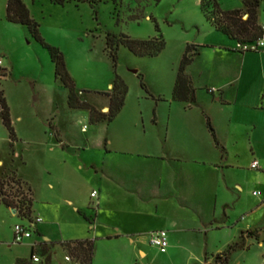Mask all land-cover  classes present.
Here are the masks:
<instances>
[{"label":"rangeland","instance_id":"1","mask_svg":"<svg viewBox=\"0 0 264 264\" xmlns=\"http://www.w3.org/2000/svg\"><path fill=\"white\" fill-rule=\"evenodd\" d=\"M23 1L31 16L39 22L46 41L64 53L68 70L83 100L101 108L103 106L109 108L108 96L103 93L112 92L117 77L126 84L128 93L125 105L113 123V132L116 131L115 128L119 131L120 128H129L135 132V136H139L138 139L160 138L159 142L169 147L176 155L184 153V149H192L184 145V102L172 98L178 68L188 44L208 43L211 40L227 42V38H223L225 36L222 33L216 34L207 22L201 10V0H96L93 3L71 1L64 5L56 4L52 0ZM7 2L8 0H0V52L8 50L15 62L14 78L24 77L21 98L19 100L18 97L14 103V110L18 111L21 108L34 114L35 109L40 107L39 111L42 110L45 114L53 106L54 123L67 142L69 146L67 153L70 155L66 157L68 154L56 148L52 150V141L43 128L45 120L40 116H32L31 121L18 123L20 132L25 137L16 144L17 152L14 159L20 164L23 160L21 172L28 176L35 190L33 207L44 212L42 216L45 222L52 224L54 230L58 229L56 223L60 222L63 234L68 235V232L72 233L70 227H82L83 220L65 202L64 195L69 190L76 193L71 186L74 181L83 188L85 186L87 191L104 184L100 165H97L98 172L94 169L79 171L78 165L80 161L101 163L104 138L109 133V126L107 122L92 123L87 109L69 106L68 89L55 78L48 50L35 40L27 26L7 20ZM218 2L224 10L234 8L235 4L242 5L240 0ZM259 22L264 24V5L260 8ZM109 33L117 38L128 35L135 39H149L161 34L166 47L158 56L141 57L120 44L117 62H114L107 47ZM246 58L252 69L248 72L249 66L246 64L239 90L252 102L264 82V55L263 52L254 51L247 53ZM208 59L212 63L211 71L199 77L202 64L207 63ZM243 63L240 53L224 54L213 51L209 56L207 52L199 55L194 66L197 78V84L194 86L207 106L212 101L216 104L208 89L217 88L219 80L224 79V72H220V69L239 72ZM9 71L12 72L11 68ZM33 84H37L38 87L35 91L32 89ZM8 85L2 80L4 90ZM246 98L241 101L245 102ZM52 100L54 105L51 103ZM101 108L98 109L102 111ZM102 112L107 113L108 110ZM190 120L203 121L201 115L194 114H190ZM167 127L170 128L168 138L165 135ZM27 136H31L32 139H28ZM4 148L5 146L0 147L1 156L5 152ZM231 148L233 157L228 162L218 160L215 164L220 165L207 162L203 163L206 166L194 164L193 167L200 171L202 178L211 183L224 181L225 167L226 175L232 182L243 185L244 189L236 188L234 191L236 204L231 207L232 218L236 221L244 217L246 220L241 219L244 220L241 223L259 228L261 237L257 239L253 235L250 241L245 243L244 248H239L230 255L228 264H263L264 206L249 213L251 208L261 201V198L253 193L254 190L261 189L255 187L257 174L250 168L251 146L245 140L241 145ZM234 152L238 155L235 156ZM209 155L210 158H216L213 151ZM182 165L184 166L183 163ZM215 167L219 171L215 170ZM85 195L84 199L87 201ZM221 196L220 202L224 198ZM111 200L115 204V198ZM112 202L101 207L97 220L95 214L98 204L87 205L88 209L85 211L93 222V228L88 232L92 238L113 234L117 225H123L125 220L130 222L131 211H122L119 206L118 209L112 208L118 205L117 202L111 206ZM151 206L152 204L147 215H139L141 222L137 224L138 231L143 236L138 248L147 252V258L143 259L138 248L134 251L133 244L127 238L103 239L98 244L96 264H131L135 256L144 264H222L216 263V257L213 258L212 254L224 251L228 245L237 242L231 232L226 230L213 232L208 243L209 253L205 256L203 251L205 239L202 236L196 232L179 231V234L171 236V239L169 235V242L173 243V248L171 247L168 253H162L161 249L149 242L150 233L158 230L164 221L161 212L155 214ZM16 209L20 216L25 217L20 214L17 207ZM11 213L13 212L7 210L5 206L0 207V238L13 242V239H10L15 216ZM186 213L184 212L185 219L178 221L179 229L193 223V217L186 216L188 214ZM20 216L17 217V221L19 219V223L28 225V219ZM55 250L58 254H53L54 264H68L64 259V250L61 247ZM0 253H2L0 264H8L7 257L10 254L26 255L29 253V247L27 244H14L8 247L7 243H0ZM70 256L74 258L71 253ZM43 260L46 264L45 256Z\"/></svg>","mask_w":264,"mask_h":264},{"label":"crops","instance_id":"2","mask_svg":"<svg viewBox=\"0 0 264 264\" xmlns=\"http://www.w3.org/2000/svg\"><path fill=\"white\" fill-rule=\"evenodd\" d=\"M235 5L234 8L230 9L243 8V4L241 6H238V4ZM208 23L211 25L210 22ZM259 23L264 26L261 22ZM211 27L216 34L222 33L225 36L223 38H227V42H216L215 40H211L208 43L195 44L200 48L199 55L201 56L207 52V56H209L213 51L224 54L240 53L242 54L244 63L242 70L239 72L235 70L228 72L226 69H220V72H224V79L219 80V86L217 88L208 89V92L215 98L216 104H214L215 101H212L208 107L205 104V101L201 99L199 93H197V101L195 105L189 107L188 104L184 102V145H187L192 149H184V153L176 155L169 149V147L160 143V138L138 139L139 136H135V132L131 129L129 130V128H120V131L115 128L116 131L113 132V123L121 114V111L124 108L123 106L114 121H101L107 122L109 126V133H107L104 138L101 163L97 164L93 161H90L91 163L80 161L78 165L79 171L94 169L96 172H98V166L100 165V173L102 174L104 184L99 186V188L92 187L87 191L85 186L83 188V186L74 181L71 186L74 187L76 193L69 190V192L64 195V200L70 206L72 211L76 212V214L82 218V227L76 228L72 226L70 227L72 233L68 232L69 234L65 235L63 234V227L60 222L56 223L58 229L54 230L52 224L45 222V219L42 216L44 215V212L34 206L31 216L32 220H35L36 217H42L43 221L39 223L34 222L32 237L24 243L18 244H27L29 247V253L26 255L16 253L10 254V256L7 257L8 264H45L43 256L46 258V264H54L53 254H58V251L55 250L57 247H61L64 250V259L68 264H84L75 256L74 258H71V260L66 259L67 256H70V253L64 244L72 241L90 240L94 242L96 249H94L92 264H96L95 257L99 249L98 244L103 239L117 240L120 238H127L129 239V242L133 244L132 246L135 251L142 243L141 241L143 239L137 226V224L141 222L139 215H147L150 209V204H152L153 207H151L155 214L161 212V215L164 217V221L159 229L167 230L170 239L171 236L178 235L179 231L196 232L202 236L205 239L203 250L205 256L209 253L208 243L213 232H222L226 230L231 232L233 239H237V242H239L240 239H244L246 244L247 241H250L253 235L257 237V239H260L261 233L259 228L256 226L243 225L241 222L246 219L241 220L242 217L236 221L232 218L231 207L236 204L233 194L236 188L238 190L244 189L243 185L241 183L232 182L231 178L226 175L225 167H223L224 181H218L216 183L206 181L199 174L200 171H196L197 169L193 167L197 164L206 166L203 163L207 162L213 163V165H220L215 164L218 160L226 163V161L228 162L230 158L233 157V150L231 147H237L238 145H241L243 141L247 140L252 151L250 168L255 174H257V183H255V187L261 189L259 191L254 190V192H259L256 196H259L261 201L260 204L251 208L249 213L264 206V82L261 89L257 92L256 98L254 97V99H252V102H250L249 98H246L248 96H243V93L239 90V86L243 79L244 68L247 67L246 54L254 51L242 52L237 50V40L218 31L214 26L211 25ZM260 52H263L264 55V49ZM0 53V57L3 58V65L1 68L7 69L8 71L9 68H11L12 70V72L9 71L8 76L0 78V84L1 88L2 80L9 84L8 87L3 86L5 87V90L2 89L6 93L5 97L10 107L11 117L17 137L12 145L10 133L4 125L0 115V147L5 146L4 154L2 153V156L0 155V177L7 178L8 176H15L16 178L21 179L34 194L35 190L30 179L21 172V164H23V160H21L22 163L20 164L19 161L14 159L17 152L16 144L25 137L22 132H20L21 130L18 127V123H22L23 121L29 122L31 121L30 118L32 116H40L45 120L43 128L45 134L50 138V141H52V150L56 148L61 152L68 154L66 155L67 157L70 156L69 153H67V148H69V146L62 138L59 127L54 123L53 106L51 110L46 111L45 114H43L42 110L39 111L40 107L35 109L34 114L24 111L21 108L18 109V111L16 109L14 110V103L17 102L18 97L19 100L21 98V92L23 90L22 79L24 77H21L20 79L14 78L15 62L12 60L9 51L4 49ZM199 55L195 57L192 64L187 68V72L195 85L197 84V78L194 66L199 59ZM51 63L54 68L52 60ZM210 65H212V63L209 59L207 63L202 64L201 75L199 74V77H202L203 73L205 76L211 71ZM247 65L249 66V68L247 67V71L251 72L252 66L250 64ZM32 89L33 91L37 90V84H33ZM211 89H215V91L211 92ZM243 98H246L247 100L245 102L241 101ZM51 103L52 105L55 104L53 100ZM109 104L110 97H108V105ZM96 107L101 108L98 106ZM105 108H107V106H103L101 110L104 111ZM190 114L196 116L201 115L203 121L199 122L190 120ZM208 119L214 129V134L209 127ZM56 132L58 133L59 138L56 135ZM169 134L170 128L167 127L165 133L167 138ZM27 138L32 139L31 136H27ZM201 145L202 148L200 149ZM211 151H213L217 159L210 158L209 154ZM234 155L237 156L238 154L234 152ZM254 161L259 162L258 168L252 167ZM228 167H230V164ZM215 170L219 171L217 167H215ZM72 175L73 174H71V178L73 177ZM63 179H65L64 176ZM51 186L55 188L54 185L51 184ZM94 190L98 191L97 197H92L91 195ZM84 195L87 201L84 199ZM221 195L224 197L222 202H220ZM113 198H115V204L118 202V205L112 208L118 209L117 206H119L122 211H131V216H129L131 219L130 222L125 220L123 224L124 226L121 224L117 225L113 234L92 238L88 232L93 228V222L91 216H89L85 210L88 209L89 204L90 206H92V203L98 204V206L96 205L98 210L95 214V220H97L99 219L98 214L101 207L104 204L107 205L108 202H112L111 199ZM115 204L112 202L111 206H114ZM1 206H5L7 210L13 212V207H8L5 204H0V207ZM184 212L188 213H186V216L193 217V223L187 224L186 228L179 229L178 221L182 218L185 219ZM11 215L15 216V224L20 222L19 219L17 221V217L20 216L18 212H13ZM22 218H26L28 221L30 220L28 217ZM13 227L14 226L11 228L10 240L13 239ZM0 243H7L8 247H12L16 244L14 243V240L13 242H10L2 240V238H0ZM172 245L173 243L169 242V246L161 250V252L168 253L171 247L173 248ZM138 252L144 260L147 258V252H145L144 249L138 248ZM221 252L222 251L220 250L219 252L212 254V257L215 258L216 255ZM33 253L41 257L40 262H34L32 260ZM1 255L2 253H0V259L2 257ZM131 264L144 263L140 262L137 256H135Z\"/></svg>","mask_w":264,"mask_h":264},{"label":"trees","instance_id":"3","mask_svg":"<svg viewBox=\"0 0 264 264\" xmlns=\"http://www.w3.org/2000/svg\"><path fill=\"white\" fill-rule=\"evenodd\" d=\"M56 4L64 5L67 2H95L96 0H52ZM103 1V0H99ZM243 8L224 10L218 0H201V10L208 22L218 31L223 32L239 43L255 42L264 36V28L259 23L260 8L264 5V0H240ZM247 15V18L245 16ZM6 18L8 21L27 26L29 32L50 54V58L55 68V78L60 80L68 89V104L71 108L87 109L90 111L92 123L107 120L112 122L118 116L125 104L128 93L126 84L117 77L112 92L103 93L110 97L108 112L100 111L95 105L83 100L78 94V89L74 78L70 74L64 53L56 46L46 41L40 30V24L30 14V11L23 0H8ZM157 26V31L158 30ZM108 51L114 62H117V50L120 44L125 45L137 56H158L166 47V42L161 34L149 39H135L128 35L120 38L108 34ZM200 54V48L195 44H188L185 48L181 63L178 68L172 98L188 104L189 107L196 104L197 89L192 78L187 72V68L192 64L195 57ZM0 77L9 75L7 69L0 67ZM142 85L145 87L144 82ZM211 91V90H210ZM264 97V95H263ZM0 115L4 125L7 127L12 145L16 141V131L13 125L10 107L5 97V92L0 84ZM210 129L214 134V129L208 119ZM53 127V126H52ZM56 135L59 138L58 133ZM0 204L8 207L18 208L20 214L31 218L33 212V193L21 179L15 176L7 178L0 177ZM69 252L84 264H92L95 244L93 241H72L64 244ZM244 239L229 245L224 251L219 253L216 263L228 264L230 255L239 248H244ZM264 264V263H263Z\"/></svg>","mask_w":264,"mask_h":264},{"label":"built area","instance_id":"4","mask_svg":"<svg viewBox=\"0 0 264 264\" xmlns=\"http://www.w3.org/2000/svg\"><path fill=\"white\" fill-rule=\"evenodd\" d=\"M264 28V26H263ZM264 49V36L260 38L259 40L255 42H249V43H239L237 44V50L242 52L247 51H261ZM3 65V58L0 57V67ZM215 89H211V92H214ZM253 168L259 167V162L254 161L252 163ZM259 192H254V195H258ZM92 197L98 196V191L94 190L92 192ZM244 219V217H242ZM42 217H36L35 220H29L28 225H25L23 223H17L13 227V240L16 244L24 243L26 240L30 239L33 235V225L35 223L42 222ZM149 242L151 245L156 246L157 248L163 250L169 246V233L165 229H159L152 231L150 233ZM67 260H71L70 256L66 257ZM32 260L34 262H40L41 257L37 254H32Z\"/></svg>","mask_w":264,"mask_h":264},{"label":"water","instance_id":"5","mask_svg":"<svg viewBox=\"0 0 264 264\" xmlns=\"http://www.w3.org/2000/svg\"><path fill=\"white\" fill-rule=\"evenodd\" d=\"M245 18H247V15L245 16ZM104 110H105V111H106V110H109V108H105ZM12 211H13L14 213H17V209H16V208H12Z\"/></svg>","mask_w":264,"mask_h":264}]
</instances>
